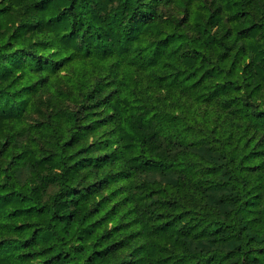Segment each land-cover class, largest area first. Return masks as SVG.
Masks as SVG:
<instances>
[{"label": "trees", "instance_id": "obj_1", "mask_svg": "<svg viewBox=\"0 0 264 264\" xmlns=\"http://www.w3.org/2000/svg\"><path fill=\"white\" fill-rule=\"evenodd\" d=\"M0 264H264V0H0Z\"/></svg>", "mask_w": 264, "mask_h": 264}]
</instances>
